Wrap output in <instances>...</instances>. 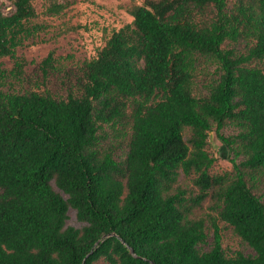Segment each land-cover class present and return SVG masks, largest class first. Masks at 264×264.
Returning <instances> with one entry per match:
<instances>
[{
    "label": "trees",
    "instance_id": "trees-1",
    "mask_svg": "<svg viewBox=\"0 0 264 264\" xmlns=\"http://www.w3.org/2000/svg\"><path fill=\"white\" fill-rule=\"evenodd\" d=\"M7 1L0 264H264V0L132 4L61 95L42 86L67 75L52 53L41 85L5 89L42 29L34 0ZM212 131L231 163L220 174ZM220 223L252 253L227 255Z\"/></svg>",
    "mask_w": 264,
    "mask_h": 264
},
{
    "label": "rangeland",
    "instance_id": "rangeland-1",
    "mask_svg": "<svg viewBox=\"0 0 264 264\" xmlns=\"http://www.w3.org/2000/svg\"><path fill=\"white\" fill-rule=\"evenodd\" d=\"M143 0H34L32 5L36 11V18L31 20L32 25L41 27L34 39L24 43L16 49V56L25 60L21 80L9 78L5 89L23 91L33 86L31 80L41 85L43 80L40 64L52 53L59 63L63 73L49 75L42 85L54 94H64L63 89L68 80L75 76L76 63L93 57L104 43L105 37L112 30H118L131 22L132 18L126 13V8L132 4H142ZM53 4L64 6L58 15H52L49 9ZM0 10L3 14H10L13 7L7 0H0ZM0 68L10 71L13 60L9 57H0ZM227 133V132H226ZM207 150L216 159L212 173H222L231 170V163L226 150L221 145L214 131L207 139ZM262 190V187H261ZM68 224L74 223L73 212H69ZM222 234V247L229 256L237 252L251 254V250L234 236L229 229L219 224ZM208 245L202 247L207 251L211 247L212 238Z\"/></svg>",
    "mask_w": 264,
    "mask_h": 264
},
{
    "label": "crops",
    "instance_id": "crops-1",
    "mask_svg": "<svg viewBox=\"0 0 264 264\" xmlns=\"http://www.w3.org/2000/svg\"><path fill=\"white\" fill-rule=\"evenodd\" d=\"M132 21V20H131Z\"/></svg>",
    "mask_w": 264,
    "mask_h": 264
}]
</instances>
